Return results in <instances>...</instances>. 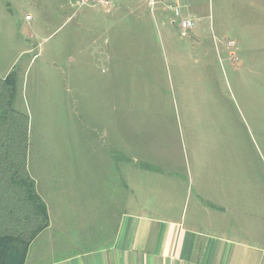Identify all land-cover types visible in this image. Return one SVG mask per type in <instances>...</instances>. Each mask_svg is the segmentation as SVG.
Returning <instances> with one entry per match:
<instances>
[{
	"label": "rangeland",
	"instance_id": "1",
	"mask_svg": "<svg viewBox=\"0 0 264 264\" xmlns=\"http://www.w3.org/2000/svg\"><path fill=\"white\" fill-rule=\"evenodd\" d=\"M161 1L0 0V76L19 75L14 106L29 118L27 169L42 193L99 176L103 150L133 146L156 165L178 152L184 168L189 157L252 170L264 196V25L215 4L183 36L177 0Z\"/></svg>",
	"mask_w": 264,
	"mask_h": 264
},
{
	"label": "crops",
	"instance_id": "2",
	"mask_svg": "<svg viewBox=\"0 0 264 264\" xmlns=\"http://www.w3.org/2000/svg\"><path fill=\"white\" fill-rule=\"evenodd\" d=\"M179 3L182 18L194 19V27L211 17L215 4L227 17H252L264 25V0ZM205 64L213 90L220 78ZM111 129L110 122V137ZM133 149L103 150L106 168L99 167V176L94 171L95 178L85 182L56 183L43 193L36 187L49 225L30 242L24 264H264L259 176L252 170L215 169L205 158L186 157L184 168L178 152L156 165ZM19 194L14 218L22 213ZM18 231L27 238L32 230L20 225Z\"/></svg>",
	"mask_w": 264,
	"mask_h": 264
},
{
	"label": "trees",
	"instance_id": "3",
	"mask_svg": "<svg viewBox=\"0 0 264 264\" xmlns=\"http://www.w3.org/2000/svg\"><path fill=\"white\" fill-rule=\"evenodd\" d=\"M18 84L16 71L0 78V230L4 231L0 234V264H24L30 242L49 225L47 207L27 169L29 118L14 106ZM2 191L6 199L1 197ZM18 193L22 213L14 218L18 207L13 202ZM20 225L31 228L27 238L19 234Z\"/></svg>",
	"mask_w": 264,
	"mask_h": 264
},
{
	"label": "built area",
	"instance_id": "4",
	"mask_svg": "<svg viewBox=\"0 0 264 264\" xmlns=\"http://www.w3.org/2000/svg\"><path fill=\"white\" fill-rule=\"evenodd\" d=\"M120 0H72L73 4L75 6H88V5H94V6H103V7H109L114 3L119 2ZM150 4L154 7L155 0H149ZM169 10L173 13L175 19L177 22H174L182 35L187 36L188 33L194 28L195 21L191 18H182V6L179 2H175L172 5L168 6ZM31 16H26V21H31ZM230 46H233V42H229Z\"/></svg>",
	"mask_w": 264,
	"mask_h": 264
}]
</instances>
